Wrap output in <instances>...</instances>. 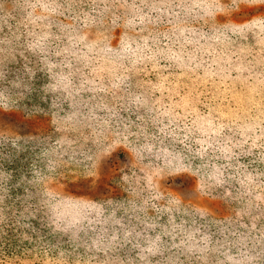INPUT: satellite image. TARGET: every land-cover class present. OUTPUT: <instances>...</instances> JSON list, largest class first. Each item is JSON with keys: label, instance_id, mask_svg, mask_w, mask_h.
<instances>
[{"label": "trees", "instance_id": "obj_1", "mask_svg": "<svg viewBox=\"0 0 264 264\" xmlns=\"http://www.w3.org/2000/svg\"><path fill=\"white\" fill-rule=\"evenodd\" d=\"M246 1L0 0V264L264 258V0ZM29 122L45 141L15 135ZM95 163L86 206L41 187Z\"/></svg>", "mask_w": 264, "mask_h": 264}, {"label": "rangeland", "instance_id": "obj_2", "mask_svg": "<svg viewBox=\"0 0 264 264\" xmlns=\"http://www.w3.org/2000/svg\"><path fill=\"white\" fill-rule=\"evenodd\" d=\"M250 0H247L246 2H248ZM233 4H227L224 8L228 6H231ZM247 16V15H246ZM259 41V40H258ZM241 84V81H240ZM234 88V84H232L231 89ZM243 88V87H242ZM241 87L240 89H236L234 92L235 99H233L234 104L236 103H243V102H248L251 103L253 102L256 97L252 94L253 92H250L248 90H243ZM233 92V91H232ZM224 101L221 100L219 101L218 105L220 106V109L222 108H226L227 112L232 113V111H230V107L229 106H223L221 104H223ZM230 105V104H229ZM237 107V106H236ZM243 107H245L243 105ZM209 116H204V119H209ZM5 118L2 117L0 115V132H5L6 129H9L11 126L5 124ZM38 122V121H37ZM37 122L36 124H32V122H29V124H16V125H22V127H17V128H13L14 129V133L15 135H20L22 132L23 134H35L38 135V133L42 136L44 135V141L45 139H47V133L46 131H41L39 130V128H36L37 130H35V128L32 126L34 125L35 127H37ZM46 147H49L48 145H46ZM12 158V157H11ZM12 160H14V158H12ZM100 161H98L99 163ZM98 163H95V165L92 167V169H90L89 171H87V176L89 177L88 179H81L82 176H79L78 173L76 171H73L75 174L73 178H65L62 181H57V182H51V183H47L46 181L49 180L51 178V176H47L43 182L41 183V187H43L44 189H48L47 192L50 195L49 199H54L57 196L60 198H67L63 195H67L69 197V200L73 201V200H78V202H82L84 206H86V203L84 202L85 199H89L94 197L95 195H97V197L100 195V191L95 189L96 184H98V179L102 176L105 175L106 172V166H102L99 165ZM34 175H38L39 170L36 168H32ZM51 172H54V169H50ZM123 174L122 176H127L126 174V169H123ZM71 173V172H70ZM48 175V174H47ZM61 176V175H60ZM64 176H70V174H65ZM107 177V174H106ZM165 180V179H164ZM103 182V181H102ZM154 183V182H153ZM151 183L150 185L157 188L160 186V184H153ZM150 188V186H149ZM105 189L106 191L109 190ZM151 189V188H150ZM169 193H181L180 190H168ZM200 193L199 197H202L204 199L208 198V195H204V189H203V185L201 184L200 186V190L198 191ZM99 194V195H98ZM154 195V194H153ZM71 197V198H70ZM208 200V199H207ZM208 206H212V207H217L219 209L222 210H228V211H232L234 209V207H227L224 206V203L221 202L218 198L214 197L211 199V201L208 200V202L206 203ZM215 209V208H213ZM237 211V210H236ZM152 212L155 213L156 210L152 209ZM229 213H233V212H229ZM237 215L235 213V219L237 220ZM211 229H213L214 225L211 223L210 225ZM220 243L222 246H225L226 243V239L223 237L220 239ZM206 247V245H205ZM211 247V246H210ZM254 250V247H253ZM220 252H221V246L218 247H211L210 253L214 254V257L211 256V259L214 260L213 262L210 261V257H199L198 259L196 258V256L189 261L188 263H184V264H264V258L260 259V261H258V256L256 255H251V253H249L248 250H238V252L240 253L239 256L237 258H232L229 260H223L220 259Z\"/></svg>", "mask_w": 264, "mask_h": 264}]
</instances>
